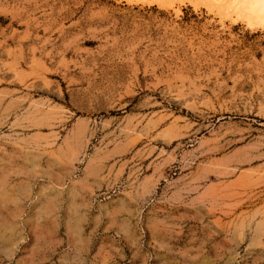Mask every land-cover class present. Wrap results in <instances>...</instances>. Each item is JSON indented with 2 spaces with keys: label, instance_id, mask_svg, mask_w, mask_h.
<instances>
[{
  "label": "rangeland",
  "instance_id": "obj_1",
  "mask_svg": "<svg viewBox=\"0 0 264 264\" xmlns=\"http://www.w3.org/2000/svg\"><path fill=\"white\" fill-rule=\"evenodd\" d=\"M171 1L0 0V264H264V27Z\"/></svg>",
  "mask_w": 264,
  "mask_h": 264
},
{
  "label": "bare ground",
  "instance_id": "obj_2",
  "mask_svg": "<svg viewBox=\"0 0 264 264\" xmlns=\"http://www.w3.org/2000/svg\"><path fill=\"white\" fill-rule=\"evenodd\" d=\"M211 7H216L225 14H237L249 24L264 27V0H207ZM173 2V0L171 1ZM176 2V1H175Z\"/></svg>",
  "mask_w": 264,
  "mask_h": 264
}]
</instances>
